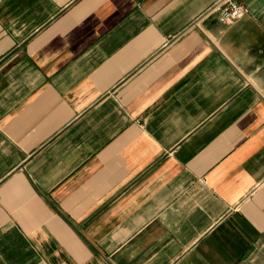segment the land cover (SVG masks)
Listing matches in <instances>:
<instances>
[{
  "label": "crops",
  "instance_id": "0c3cea01",
  "mask_svg": "<svg viewBox=\"0 0 264 264\" xmlns=\"http://www.w3.org/2000/svg\"><path fill=\"white\" fill-rule=\"evenodd\" d=\"M0 0V264H264V0Z\"/></svg>",
  "mask_w": 264,
  "mask_h": 264
},
{
  "label": "built area",
  "instance_id": "2783aa9c",
  "mask_svg": "<svg viewBox=\"0 0 264 264\" xmlns=\"http://www.w3.org/2000/svg\"><path fill=\"white\" fill-rule=\"evenodd\" d=\"M214 9L217 10L222 21L231 23L239 20L248 12V8L236 0H222Z\"/></svg>",
  "mask_w": 264,
  "mask_h": 264
}]
</instances>
